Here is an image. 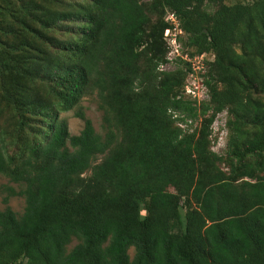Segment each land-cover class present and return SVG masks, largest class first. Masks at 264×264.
I'll use <instances>...</instances> for the list:
<instances>
[{"label": "trees", "instance_id": "obj_1", "mask_svg": "<svg viewBox=\"0 0 264 264\" xmlns=\"http://www.w3.org/2000/svg\"><path fill=\"white\" fill-rule=\"evenodd\" d=\"M62 1L0 0V77L28 85L0 87V118L14 121L0 129V174L17 186L5 187L0 209V264H264V0H153L149 11L140 0ZM165 11L190 54L213 55L199 105L180 95L181 57L174 71L159 70L168 62ZM90 87L104 132L79 111L84 125L72 135L59 114ZM224 110L226 156L209 146ZM198 116L194 130L179 126ZM10 196L24 198L21 214Z\"/></svg>", "mask_w": 264, "mask_h": 264}, {"label": "rangeland", "instance_id": "obj_2", "mask_svg": "<svg viewBox=\"0 0 264 264\" xmlns=\"http://www.w3.org/2000/svg\"><path fill=\"white\" fill-rule=\"evenodd\" d=\"M153 0H140V2L143 4V6L145 7V9L147 11H149V9L151 8L150 3ZM238 0H225L226 3H232ZM243 1V0H240ZM64 3V0L62 1V4ZM68 5L71 3V1L66 2ZM55 6H61V4L59 3H55ZM50 8H53L54 5H50ZM152 9V8H151ZM72 12H74V9H71ZM167 13L168 11H165V13H163L162 17L165 19L166 21V17H167ZM159 15V13H152V15H150V25H148V29H150L151 25L153 24V22L156 19V16ZM168 23V27L171 29V33L174 34H178L181 36V50L183 52L188 53L189 55H193L190 54L192 51H194L193 48L188 47L187 45H185L186 42V37L185 34L183 32V30L181 29V27L177 24H179V22H174ZM71 23L70 24H64V25H60L58 27L59 31L56 33V36L58 38H64V37H68L67 36V31L69 29H71ZM165 33V30H164ZM163 33L164 39L166 40V44L168 39L165 38V34ZM172 35V34H170ZM167 60L168 62L165 64H162L159 66V70L162 71H174L175 69H177V67L181 65V62H179V64H176L174 62V60L171 62V60L168 57H173L176 58L177 54H171L172 52H170L171 49H173V47L169 48V45L167 44ZM178 49H180V46H177ZM204 53V56L206 57L205 62H206V67L205 70L208 71V67H209V63L212 61L213 59V55L208 53V52H202ZM26 55V54H25ZM185 62V60H182ZM149 61H148V57L146 55H142L141 58L138 61V66L140 67V69L145 72L148 69V65ZM27 70L30 69H38L37 67H34L32 65H30L28 68H26ZM159 72V71H158ZM207 73V72H206ZM205 73V75L207 76V74ZM160 76V75H159ZM27 79L23 78L22 76H20L19 74H12L9 72V74L6 75V77L4 79H1L0 77V87L2 85H4L6 87V91L8 92H16V87H20V86H26L28 88L27 85ZM29 88L31 89V91L35 92V93H39L42 96L45 97V92L43 90V86L42 84L39 83H29ZM1 91V89H0ZM3 96L0 92V106L3 105ZM208 100V99H207ZM206 100V101H207ZM101 97L99 95V91L96 87H90L87 92L84 94V96L80 99L79 103L70 111L67 112H62L59 114V119L66 121L67 126H68V130L69 133L74 135V134H78L80 132V130L83 128L84 125V121L77 117L75 115L76 112H83L85 114V116L87 118H89L96 130L97 133L99 134H103L104 132V127H103V111L101 108ZM7 112L11 115V111L7 110ZM210 113V112H208ZM9 114L7 115V113H5L6 116H9ZM7 118V117H6ZM5 117H1L0 118V129L1 130H7V132L12 131L14 128V121L11 120L12 126L8 127V123L5 122ZM228 119H229V115L227 113L226 110L218 113L215 118L214 121L211 125V133L209 136V146L210 148L215 151L217 154L222 155V156H226L227 153V149H228V140L230 137V125L228 124ZM7 120V119H6ZM200 117L198 116L197 118H195L193 120V123L188 124V125H183L181 128H186L189 129V132L194 130L195 128H197L200 124ZM187 126V127H186ZM245 130L251 134L253 132V128H251L250 126H246ZM15 147V144H9V149H13ZM103 159L102 155H98L94 158V160L92 161L91 167L85 171L82 175H81V180H90L92 178V171L95 168V166ZM219 167L223 170V171H227L228 170V161H223L222 163H218ZM82 182V181H81ZM81 182L78 183L79 185H81ZM6 186H13L15 188H17L15 183L10 182L6 177H4L3 175L0 174V209H4L6 204L3 202V197L7 194L6 191ZM8 206H10L12 208V210H14L18 215L21 214L23 212L24 206H25V201L24 198L21 196H10L8 199ZM146 211L142 210V215H145ZM75 243V241H73L69 246L68 249L72 247V245ZM129 255L132 257L133 253H134V249L133 247H130L128 250Z\"/></svg>", "mask_w": 264, "mask_h": 264}, {"label": "built area", "instance_id": "obj_3", "mask_svg": "<svg viewBox=\"0 0 264 264\" xmlns=\"http://www.w3.org/2000/svg\"><path fill=\"white\" fill-rule=\"evenodd\" d=\"M176 20L178 22L175 14L172 11H168L166 21L175 24L174 22H176ZM170 30L169 27L166 28L164 34L165 38L168 39L167 44L169 45V48L173 47V49L170 50V52H172L171 54H177V57H181L188 64L187 76L180 95L191 100L196 105H199L201 102L208 99V89L205 84V79L207 78L205 75L207 72L205 70L206 57L204 56V53L194 55H189L188 53L182 54L181 45L176 39L177 34L171 33ZM177 46H180V49H178ZM168 58L171 62L175 59L172 56ZM186 122L187 124L192 123L191 120H186ZM187 124L179 123V126L182 127Z\"/></svg>", "mask_w": 264, "mask_h": 264}]
</instances>
